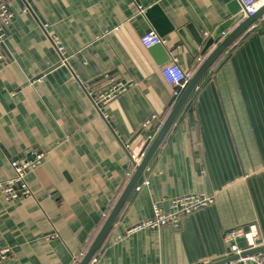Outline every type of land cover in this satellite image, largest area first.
<instances>
[{
    "label": "crops",
    "instance_id": "1",
    "mask_svg": "<svg viewBox=\"0 0 264 264\" xmlns=\"http://www.w3.org/2000/svg\"><path fill=\"white\" fill-rule=\"evenodd\" d=\"M234 1H10L9 60L0 62V182L14 176L11 161L30 159L35 148L46 156L26 176L33 197L0 195V249H10L3 264L83 259L130 181L129 151L156 132L177 102L162 68L176 58L195 74L205 59L202 46L193 54L177 30L189 26L211 36L233 17ZM156 5L175 28L164 38L171 58L165 64L141 43L149 32L159 35L145 15ZM55 43L64 47L65 61ZM107 76L133 87L98 107L91 91ZM152 117L157 120L148 125ZM144 180L150 185L133 191L90 264H207L228 254L233 230L255 228L264 240L260 23L203 77L139 183ZM189 195L215 201L185 216L178 230L129 232L153 216L154 206L168 212L174 199ZM235 244L247 247L245 238Z\"/></svg>",
    "mask_w": 264,
    "mask_h": 264
},
{
    "label": "built area",
    "instance_id": "2",
    "mask_svg": "<svg viewBox=\"0 0 264 264\" xmlns=\"http://www.w3.org/2000/svg\"><path fill=\"white\" fill-rule=\"evenodd\" d=\"M11 0H0V62L4 63L9 60V53L7 47V38L10 34L13 25L14 16L10 10ZM241 6L240 13L242 18L246 19L254 15L260 8L264 6V0H238ZM143 11V10H142ZM264 20V17H263ZM208 37V35H206ZM142 45L149 49L155 45H164L165 39L161 38L156 32H149L142 36ZM57 50L63 56L64 61V47L55 43ZM162 77L166 83L175 89V99L178 101L182 91L188 85L190 79L193 77V71H185L180 66L178 60L173 58V61L164 66L161 70ZM133 87L131 82H125L115 76H107L104 86L98 91H91L94 102L98 107H106L112 101L118 99ZM157 120L152 117L148 125ZM163 123H161L146 141L139 147H135L129 151V158L132 170L129 173L131 179L135 173L136 168L141 164L142 160L147 154L148 149L154 142ZM31 158L23 157L18 160L11 161V166L14 171V176L7 180L0 182V195L7 201H16L33 197V191L30 188L26 176L27 173L40 166L45 159L46 153L43 150L35 148L30 152ZM150 185L149 180H144L138 183L135 190L140 192L144 187ZM214 197L204 195H189L174 199L171 202L170 210L168 212L161 211L157 206L153 208V216L138 225L133 226L129 232H135L143 229H159L165 226H171L175 230L180 229L182 219L194 213L197 210L208 207L214 203ZM238 238H245L247 247L245 249L239 248L235 241ZM226 241L231 243L228 254L224 258L237 256L238 259L233 261H225L218 264H264V251L253 255L242 256L243 253L256 248L264 247V240L260 239L259 232L252 228L248 231L233 230L226 236ZM10 249H0V264H3L9 257Z\"/></svg>",
    "mask_w": 264,
    "mask_h": 264
},
{
    "label": "water",
    "instance_id": "3",
    "mask_svg": "<svg viewBox=\"0 0 264 264\" xmlns=\"http://www.w3.org/2000/svg\"><path fill=\"white\" fill-rule=\"evenodd\" d=\"M233 17L222 24L211 36L204 37L196 30H193L191 27H186L177 30V35L183 42L185 46H187L193 54L199 52V47L202 46V50L200 55L205 57L204 61L195 72L193 77L190 79L188 85L183 90L180 98L176 102L174 108L170 112L169 116L163 123L159 133L157 134L154 142L151 144L150 148L147 151L146 156L142 160L141 164L136 168L133 177L130 179L117 203L113 207L112 211L108 215L105 220L101 230L97 234L94 239L92 245L90 246L88 252L85 254L83 259L78 264H90L93 260L94 256L102 247L105 242L107 236L109 235L115 221L119 217L122 212L125 204L127 203L129 197L135 190L136 186L140 182L143 177L147 167L149 166L151 160L155 156L158 151L161 143L163 142L165 136L168 131L174 124L181 110L183 109L185 103L196 89L198 84L201 82L203 77L207 74V72L211 69V67L221 58V56L225 53L227 49H229L247 30H249L256 23H260L262 28L264 29V6L260 8L254 15L249 16L246 19L242 18L241 6L238 0H235L231 5ZM145 15L149 20L152 21L155 29L159 33L161 38L167 37L170 33L175 31L174 26H172L165 15L161 12L159 6H153L149 8ZM242 20V21H241ZM241 21V22H240ZM239 23L231 32L227 34V36L216 46L211 52V48L213 47L215 41L223 36L227 31L233 27L235 24ZM166 39V38H165ZM151 55L158 61L160 64H165L171 58L169 56V52L166 47L162 44L155 45L149 48ZM210 52V53H209ZM209 53V54H208ZM264 247L256 248L253 250H249L242 254V256L253 255L259 252H263ZM238 259L237 256H231L229 258H221L219 260H214L207 264H218L223 263L225 261H233Z\"/></svg>",
    "mask_w": 264,
    "mask_h": 264
},
{
    "label": "trees",
    "instance_id": "4",
    "mask_svg": "<svg viewBox=\"0 0 264 264\" xmlns=\"http://www.w3.org/2000/svg\"><path fill=\"white\" fill-rule=\"evenodd\" d=\"M141 179H142V178H141ZM109 214H110V213H109ZM109 214H108V215H109ZM107 217H108V216H107ZM107 217H106V219H107Z\"/></svg>",
    "mask_w": 264,
    "mask_h": 264
}]
</instances>
